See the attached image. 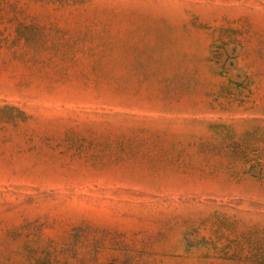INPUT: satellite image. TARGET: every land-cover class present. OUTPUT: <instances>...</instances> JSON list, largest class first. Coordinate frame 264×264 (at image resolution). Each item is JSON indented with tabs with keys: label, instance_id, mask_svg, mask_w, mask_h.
<instances>
[{
	"label": "rangeland",
	"instance_id": "rangeland-1",
	"mask_svg": "<svg viewBox=\"0 0 264 264\" xmlns=\"http://www.w3.org/2000/svg\"><path fill=\"white\" fill-rule=\"evenodd\" d=\"M259 249L264 0H0V264Z\"/></svg>",
	"mask_w": 264,
	"mask_h": 264
},
{
	"label": "trees",
	"instance_id": "trees-1",
	"mask_svg": "<svg viewBox=\"0 0 264 264\" xmlns=\"http://www.w3.org/2000/svg\"><path fill=\"white\" fill-rule=\"evenodd\" d=\"M260 247H263V244H260ZM258 254H256L255 256H253V261L258 262L259 264H264V252L262 249L258 250Z\"/></svg>",
	"mask_w": 264,
	"mask_h": 264
}]
</instances>
